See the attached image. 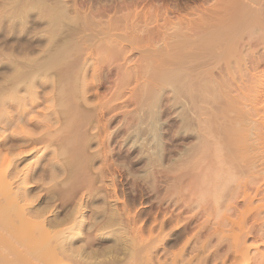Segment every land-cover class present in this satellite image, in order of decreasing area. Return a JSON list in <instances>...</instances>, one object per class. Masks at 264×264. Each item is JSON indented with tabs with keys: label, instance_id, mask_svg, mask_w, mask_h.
<instances>
[{
	"label": "rangeland",
	"instance_id": "obj_1",
	"mask_svg": "<svg viewBox=\"0 0 264 264\" xmlns=\"http://www.w3.org/2000/svg\"><path fill=\"white\" fill-rule=\"evenodd\" d=\"M24 1L22 8L21 0H0V157L5 156L0 175L12 177L14 189L29 190L30 219L54 217L50 229L69 235L70 250L60 253L57 263L82 264L91 253L101 264H236L230 225L213 234L215 217L204 220L197 214L199 202L181 196L179 172L194 133L190 129V136L182 137L179 94L152 77L151 68L162 63L179 24L235 12L262 16L264 0H63L68 11L61 7L66 14L59 26L47 9L50 0L47 8L39 0ZM261 16V26L252 24L246 35L264 39ZM134 25L139 38L131 31ZM262 42L244 47L245 54L264 57ZM256 70L264 73V64ZM149 108L157 113L152 123L159 136L150 128Z\"/></svg>",
	"mask_w": 264,
	"mask_h": 264
},
{
	"label": "bare ground",
	"instance_id": "obj_2",
	"mask_svg": "<svg viewBox=\"0 0 264 264\" xmlns=\"http://www.w3.org/2000/svg\"><path fill=\"white\" fill-rule=\"evenodd\" d=\"M32 1L34 2V0ZM47 1L48 0H39V2H41L40 6L41 5L43 6L44 4V7L47 8V3L49 2ZM62 1L63 0H50L51 4H48V6L50 7L47 8V9L49 8L52 9V11L51 9L49 10L51 11L50 15L52 13L55 15V16L53 15L56 22V24L54 25H57L58 23L57 26L63 23V22L60 23L59 21H61L60 19L65 18V16L63 15H65L66 12L68 11L66 6L67 4L65 5L66 7H63V4H65V2ZM26 2L24 1V4ZM35 2L38 3L37 0ZM21 4L23 5L22 8H24V4L22 3V0H21ZM61 7L65 8L66 12H63V8ZM245 11L246 10H244L243 12ZM246 12H248V10ZM235 13L229 15L225 14L226 16L220 14V16L222 15L221 17L223 18L218 17L219 19H217L216 21L212 20L213 22L208 19L196 20L195 18L193 19L191 17L193 20L186 21L182 26H180V24L179 27L178 25H176L178 28H176L177 30L175 29V32H172L174 34L171 33L173 36L171 34H168L171 35L172 37L169 36L171 38V40H169L168 43L170 45V50L168 51L169 47L167 50H165L166 53V55H164L165 60L163 61L164 59L163 57V59L161 60L162 63H160V65L157 66L155 64L156 66L154 68H151L153 69L152 70L153 73L151 75L154 74L152 77L157 78L166 85H170L173 90L178 92L180 97V102L182 101V106H183L182 112L180 114L181 115L180 123H182L181 127L184 130L182 137L187 139V137L190 136V132H189L190 129L193 130L194 133L193 140L195 142L194 143L192 142V144H190L191 146L187 143L189 146H185V148L186 147L188 148H186L185 150L183 149L185 152V154L184 152L183 154L186 156V158L184 156L183 159L185 165L182 171L179 172V174L180 173L181 174L180 175L178 174L180 178V184L182 187L181 196L186 201L195 199L196 201L199 202L198 204L196 203L197 205H199V207L197 206L198 207L197 214L199 216H202L204 220L209 216L215 217L216 219V220L214 219L215 223L213 222L214 224L211 226V232H213V234L216 233L219 234L223 229H225L224 227L225 224L230 225L231 241L230 242L227 241V242L231 243L229 245H232L231 247L234 249L235 258H236L234 262L236 264H246L249 261L251 262V260H254L256 263L258 262L259 264L261 263L264 264V251L261 250V246H264V88L262 89L260 87L262 81L264 80V73L257 74L255 72L257 68L263 66L264 57L260 56L250 59L248 55L245 54L246 52H244V47H247V45L255 46V45H259L262 42V40L264 42V39L261 40L262 36H260V39H255L252 37L254 34L251 36L249 32L248 35H246L247 33L246 34L244 33L245 29H248L249 27L256 25L257 22L260 23L259 20L260 19L262 20V18H260L261 16L260 13L255 14V12L254 14H252L253 12L251 14L249 12L240 13V14L238 12H237L238 14ZM53 17L52 20L54 22ZM216 17H214V20L216 19ZM143 21L148 22V20H143ZM125 26L126 25H124V28ZM258 26L260 27L261 24L260 25L258 24ZM111 27L112 26H110V28ZM146 27H148V25ZM254 27L255 26L251 28ZM57 28H55L56 31ZM138 28H139L138 26L134 25L131 30L133 31V33L136 32L137 37L139 36L137 35L139 33V32L137 33ZM128 29H130L129 26ZM72 30L74 29L72 28ZM171 31H173V29H171ZM110 32H113V29L112 31L108 32L111 35ZM250 32H253V30ZM127 33L124 34H126L127 36ZM131 35L133 36V34ZM166 43L167 42H165V44ZM263 44H261L260 46H263ZM98 48H100V46H98ZM38 51L39 50H37V52ZM150 55L153 56L154 54L151 53ZM18 57H20V55ZM50 59L48 58L47 60ZM249 62L250 64L247 65ZM14 68L16 69V67ZM21 69L24 68L21 67ZM251 69H254V72L253 70L251 72L250 71ZM248 70L251 73L250 72L248 73ZM29 83L32 82L30 81ZM2 89L4 88L2 87ZM155 93L157 94L158 92L155 91ZM1 103L3 104V102ZM149 117L151 123L155 120L154 121L155 124L156 120L158 119L157 113L154 110H152L150 112ZM151 125L152 126L150 128L154 130L155 136H159V131L157 129V126H155L156 124L153 125L152 123ZM155 136L154 138H156ZM10 146H12V148L14 147L13 145ZM10 150H12L11 147L8 150V153L6 154L9 155ZM1 152L5 153L6 151L5 152L1 151ZM1 157H0V162H1ZM4 160L5 159H3V161ZM13 177L15 176L13 175ZM25 177L22 178L21 183L24 180H26ZM27 191L29 190L26 189V191L22 192L17 189H14L12 177L10 178L3 177L2 175H0V264H58L57 259H59L58 257L59 254L70 250L68 249L67 246L68 244L67 239L69 235L68 236L66 235L67 237H64L62 235L63 229H61V226H60L61 230L55 229V231H53L52 229H50V226L56 223L55 222L56 219L54 217L50 218L49 216L48 218H46L45 216L44 218L43 217L41 218L40 214L42 212H40L39 210H38L40 212L39 218H41L40 220H38L37 218L36 219L29 218L28 215L29 205H27L29 192L27 193ZM65 221L67 222V220ZM78 222L76 223V225L74 224L70 226V229L71 227L75 228L77 224H81V222L80 223ZM92 223L94 224V222ZM201 223L203 224L206 222L203 221ZM59 225L60 224L58 223V226ZM202 229H204V227H202ZM73 235L74 234H72L71 236ZM220 237H222V235ZM250 237L253 238L254 240L253 243L249 242ZM250 248L255 249L254 255L253 253L250 252ZM79 250L81 249H78L77 252L74 249V252H76V254L75 253L73 254L77 255L79 253ZM81 253L83 254L84 252L83 251L80 252L78 256H80ZM89 254H87V256L84 255L88 257L86 258L87 263L86 261L84 262L85 264H96L97 262L98 264H101L100 262L101 260L100 261L95 260L96 259L95 257H98L96 256L95 253H93L95 254V257L94 255L91 257V255L89 256ZM130 254H131V250L129 255ZM104 255L106 254L104 253ZM110 255H112V253ZM89 257L91 258L94 257V261L96 262L90 260ZM113 257L117 258L118 256L115 255ZM114 259L115 258L112 259L113 262L115 261ZM148 261L152 262L151 260H149V258ZM175 261L174 264H176Z\"/></svg>",
	"mask_w": 264,
	"mask_h": 264
}]
</instances>
